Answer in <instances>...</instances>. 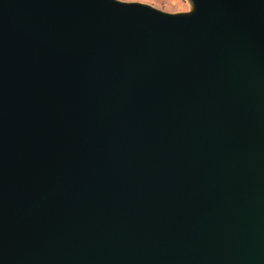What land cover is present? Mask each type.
I'll return each mask as SVG.
<instances>
[{"label":"water","instance_id":"obj_1","mask_svg":"<svg viewBox=\"0 0 264 264\" xmlns=\"http://www.w3.org/2000/svg\"><path fill=\"white\" fill-rule=\"evenodd\" d=\"M192 3L0 0V264H264V0Z\"/></svg>","mask_w":264,"mask_h":264},{"label":"clouds","instance_id":"obj_2","mask_svg":"<svg viewBox=\"0 0 264 264\" xmlns=\"http://www.w3.org/2000/svg\"><path fill=\"white\" fill-rule=\"evenodd\" d=\"M115 3L123 4V5H150L151 8L157 9L160 6L153 4L151 0H114ZM163 11L171 12L172 10H169L168 8L163 9ZM196 11L195 4L192 3V0H186V3L183 5V7L176 12L182 13V14H188L191 15Z\"/></svg>","mask_w":264,"mask_h":264},{"label":"snow or ice","instance_id":"obj_3","mask_svg":"<svg viewBox=\"0 0 264 264\" xmlns=\"http://www.w3.org/2000/svg\"><path fill=\"white\" fill-rule=\"evenodd\" d=\"M151 2L159 6V4L157 3V0H151ZM167 2L171 5L176 6L175 11H179L183 7V5L186 3V0H167ZM168 9L173 10L172 8H168Z\"/></svg>","mask_w":264,"mask_h":264},{"label":"rangeland","instance_id":"obj_4","mask_svg":"<svg viewBox=\"0 0 264 264\" xmlns=\"http://www.w3.org/2000/svg\"><path fill=\"white\" fill-rule=\"evenodd\" d=\"M157 3L159 4V8L160 10H163L165 8H172L173 10L171 12H176L175 11V7L174 5H171L167 2V0H157Z\"/></svg>","mask_w":264,"mask_h":264}]
</instances>
